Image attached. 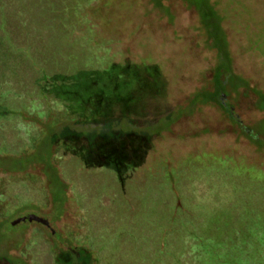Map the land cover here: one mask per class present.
I'll list each match as a JSON object with an SVG mask.
<instances>
[{"label":"rangeland","instance_id":"1","mask_svg":"<svg viewBox=\"0 0 264 264\" xmlns=\"http://www.w3.org/2000/svg\"><path fill=\"white\" fill-rule=\"evenodd\" d=\"M18 27L28 35L8 33L13 52L33 55H14L0 80V109H13L0 115V155L31 152L48 111L62 116L39 94L38 73L119 68L127 81L117 91L128 99L110 109L118 133L89 142L98 152L56 150L67 203L59 192L52 207L36 167L0 170V220L18 215L0 232V264H245L244 252L260 264L264 110L254 95L264 94V0H0L1 34ZM215 70L230 77L225 108L193 106ZM86 143L77 139L79 152ZM25 204L34 209L16 208ZM29 213L48 225L10 224Z\"/></svg>","mask_w":264,"mask_h":264},{"label":"trees","instance_id":"2","mask_svg":"<svg viewBox=\"0 0 264 264\" xmlns=\"http://www.w3.org/2000/svg\"><path fill=\"white\" fill-rule=\"evenodd\" d=\"M153 1L158 2L160 0ZM192 3L195 5L194 8L196 9L199 19H201L200 15L203 17V8L199 9L197 4L194 2ZM19 29L24 30L25 34L28 35L27 29L19 27L16 28V30H9L5 34H1L0 32V66L3 67V69H0V80L2 79L3 75L5 76L8 70L10 71L12 69L13 65H9V63L13 62L12 60L15 59L14 55L22 58V60H30L32 58L33 54L26 49L22 50L26 53V55L18 51L13 52V46L10 44V42H8V33L11 35V32L14 33L17 31L19 35L23 36L22 31ZM26 39L29 41L28 37H26ZM216 44L217 41L214 43V46ZM213 72L214 86L212 90H206L204 92L199 91L195 93L190 99L193 106L198 103H205L206 100H215L219 102L223 108H225V105L220 99L223 92L224 82L227 79L229 80L230 77L222 76L218 70ZM78 73L76 72L73 73V75L68 76L63 74L58 76H49L48 73H38L41 77L37 86L39 94L47 100L48 105L49 100L58 102L60 105H62L63 109L60 110L61 112L63 111L62 116L61 118H58L59 116H55L57 114H53L52 110H49L47 115L50 119H47V122L44 124L39 122L41 117L39 116L38 112L34 111L32 114H28V112L18 109L22 113L20 115L23 116L26 114L24 115V118L27 121L33 120L34 124L41 123L42 137L35 139L33 150L27 154L10 156L0 155V170L25 172L27 169H32L35 167L38 168L39 172L42 173L41 177L43 178L41 189L44 191V196L52 203V207L59 204V192H61L64 196L63 200L66 199V203L68 202L70 193L68 189L69 186L66 180H64L63 174L60 172L57 160L55 158L56 150L58 148H63L65 151H67V153L80 158L83 156L85 157L89 152H98L94 151L89 146V142L100 138L99 135H107L111 137L114 133H118L114 127V122L116 119L115 116L111 114L110 109L115 104L123 105V103H125L126 105L128 99V95L123 96L121 92L117 91L121 90L122 87H125L127 81L125 80L127 76L124 75L125 73L120 71L119 68H109L91 72L78 71ZM3 88L6 89V86ZM12 91L16 90L12 88ZM116 92L118 93L115 95ZM256 93L259 96L254 95L255 98H257L255 101V106L259 110H264V107L260 106L261 102L264 100V94L259 92ZM8 110L9 109H0V115H7L8 113L13 112V109L9 111ZM95 119H98V122L103 124H93V120ZM99 130L102 132L101 134L97 133ZM246 133L247 136L253 140V142H255L258 138L257 136H259L253 132V129ZM78 138L87 139L86 145L79 146L80 148H84L81 150V152H79L77 148ZM101 149L102 147L99 149V151H101ZM99 153H101L100 156H104L105 154L104 151ZM34 155H37L38 157L36 160L33 158ZM28 179L30 182H34L33 178ZM16 208L24 209L25 212L27 210L34 209L33 207L27 206V204L20 205ZM12 213L13 212L11 211V214L7 212L5 215H3L5 223L0 220V232H2V227L7 224L13 216H18ZM0 215H2V211H0ZM51 219L53 220L55 217H51ZM10 224L13 225L12 221ZM53 235L56 237L58 234L55 233ZM254 241L259 243L260 240L254 238ZM84 252L87 254L89 253L86 251ZM249 256V252H244L245 260L242 262L245 264H258V260L256 258H251ZM256 257L260 259V264H264V251H262L261 254ZM13 264L29 263L23 259L15 258V260H13Z\"/></svg>","mask_w":264,"mask_h":264},{"label":"water","instance_id":"3","mask_svg":"<svg viewBox=\"0 0 264 264\" xmlns=\"http://www.w3.org/2000/svg\"><path fill=\"white\" fill-rule=\"evenodd\" d=\"M24 220L37 221L43 225H48V221L46 219L41 218V217H39L35 214H32V213L17 217L16 219L13 220L12 224L16 223V222L24 221Z\"/></svg>","mask_w":264,"mask_h":264}]
</instances>
